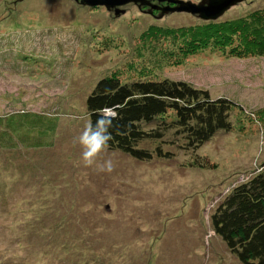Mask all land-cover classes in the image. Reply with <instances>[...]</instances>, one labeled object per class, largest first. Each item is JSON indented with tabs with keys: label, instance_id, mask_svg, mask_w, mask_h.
Returning <instances> with one entry per match:
<instances>
[{
	"label": "rangeland",
	"instance_id": "obj_1",
	"mask_svg": "<svg viewBox=\"0 0 264 264\" xmlns=\"http://www.w3.org/2000/svg\"><path fill=\"white\" fill-rule=\"evenodd\" d=\"M145 1L0 0V116L57 118L51 145L0 152V264H242L211 214L264 165V54L176 55L184 38L174 29L203 19ZM239 17L264 26V0L239 1L215 20ZM114 73L184 79L238 102L233 131L196 151L211 166H193L184 151L138 161L106 149L85 167L74 138L90 121L86 99ZM109 159L113 171H98Z\"/></svg>",
	"mask_w": 264,
	"mask_h": 264
},
{
	"label": "trees",
	"instance_id": "obj_2",
	"mask_svg": "<svg viewBox=\"0 0 264 264\" xmlns=\"http://www.w3.org/2000/svg\"><path fill=\"white\" fill-rule=\"evenodd\" d=\"M174 32L184 38L173 47L180 56L205 48L221 50V56L264 54V26L244 17L202 20ZM86 106L92 123L99 109L115 106L118 117L109 129L112 139L107 149L138 161L170 159L184 151L192 153L191 164L201 168L212 163L196 151L216 134L232 132L233 111L241 108L229 95L214 97L208 88L184 79L145 74L124 80L117 73L98 79ZM56 119L29 111L0 116V152L20 142L27 147L51 145ZM211 226L242 264H264V165L223 197L211 214Z\"/></svg>",
	"mask_w": 264,
	"mask_h": 264
},
{
	"label": "clouds",
	"instance_id": "obj_3",
	"mask_svg": "<svg viewBox=\"0 0 264 264\" xmlns=\"http://www.w3.org/2000/svg\"><path fill=\"white\" fill-rule=\"evenodd\" d=\"M117 117L115 106L101 108L98 110V118L95 123L89 121L79 136L74 138V143L81 148V161L85 167H92L96 164L97 157L108 148L109 141L112 139L109 129ZM97 168L100 172L111 173L114 164L109 159L97 165Z\"/></svg>",
	"mask_w": 264,
	"mask_h": 264
},
{
	"label": "water",
	"instance_id": "obj_4",
	"mask_svg": "<svg viewBox=\"0 0 264 264\" xmlns=\"http://www.w3.org/2000/svg\"><path fill=\"white\" fill-rule=\"evenodd\" d=\"M81 1L83 4L88 5H106L107 7L115 6L119 3H125L129 0H76ZM145 3V0H135ZM170 2L179 3L180 6L169 7L167 10H187L193 14H198L203 20H215L222 16L231 6L242 0H202L200 3L196 4L192 1L184 0H168Z\"/></svg>",
	"mask_w": 264,
	"mask_h": 264
}]
</instances>
